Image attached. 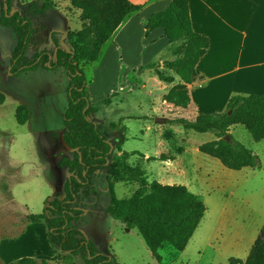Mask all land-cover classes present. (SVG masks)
Segmentation results:
<instances>
[{"label": "rangeland", "instance_id": "374dc122", "mask_svg": "<svg viewBox=\"0 0 264 264\" xmlns=\"http://www.w3.org/2000/svg\"><path fill=\"white\" fill-rule=\"evenodd\" d=\"M55 1L61 7L60 11L54 10L32 19L35 28H44L36 39L38 44L41 43L39 46L48 40L51 31H71L63 37L56 36L58 40L63 38L62 43H67L66 37L82 28L80 11L72 8L68 0ZM2 3L3 0H0V16ZM15 6L16 0H9L10 12L14 11ZM71 40L74 42L75 38ZM15 45L16 40L11 29L0 25V94L4 97L0 103V239L13 241L22 240L23 225L31 224L27 223L25 213L42 214L48 198L63 196V188L69 174L60 166V161L71 157V150L62 141L63 120L68 104L69 78L66 71L61 67L51 69L49 64H46L32 70L13 73L12 52ZM65 46L68 48L67 44ZM106 47L100 50L99 55L101 52L105 53ZM34 52L32 47H28L24 58L30 61ZM49 53L50 61H54L53 52ZM181 54V43L176 42L159 57L144 54L125 60L112 52L106 62L101 63V56L94 62H79L78 66L85 73L87 82L95 81L90 101L98 111L90 114L89 119L98 121V129L107 142H113V132L109 124L119 123L126 127L123 133V151L153 156L161 149L158 147L155 118L166 115L158 109V97L162 93L161 88L156 85L158 79L151 78L153 74L150 73L149 76L146 70L142 73L131 72L129 67L145 66L144 64L151 62L143 69H153L155 74L157 67L164 66L165 69L160 71L164 77L169 74L176 76L174 69H167L168 66L164 64L172 62ZM142 83L145 84L144 87L141 86ZM111 90H116L117 94L109 97ZM106 98L108 103L103 102ZM19 104L29 111V118L23 125H19L14 116L15 108ZM238 128L251 140L242 126ZM189 132L197 141L204 143L209 141L212 135L211 132ZM180 149L172 148L171 151L176 153ZM257 149L261 152V155L256 154L261 167L255 170L254 179L244 186H239L238 183L249 175L250 171L227 169L217 159L199 151L183 155L185 179H182V175H174L172 185L184 186L183 181L194 180L196 188H201L203 193L200 199L209 211L212 209V200L207 198V192L214 198L228 195L232 201L236 200L239 194L251 192L255 195L253 208L261 212L264 210V148ZM165 156L172 159L170 152ZM110 161V164L117 167L124 162L132 172L129 176L124 175L121 183L115 184L111 189L116 199L129 198L138 188V178L153 181L155 172L172 169L166 162L151 160L149 163L150 160L135 154L122 158L117 155L116 149L111 150ZM159 163L161 165H158ZM92 183L95 195L82 200L83 214L76 225L98 252L112 259V264H229L231 258H211V244L204 248V256L198 258V253H202L201 248L205 243L204 227L198 229L183 251H176L163 244L158 251L159 257L155 259L135 230L125 231L121 222L106 213L111 195L105 183L104 172L95 175ZM33 236L32 249L25 251L35 256H40L38 253L45 255L43 252L47 241L38 233L37 227ZM26 238L29 239V236ZM37 249L39 251L34 254ZM73 260L75 264H83L80 257H73Z\"/></svg>", "mask_w": 264, "mask_h": 264}, {"label": "trees", "instance_id": "16d2710c", "mask_svg": "<svg viewBox=\"0 0 264 264\" xmlns=\"http://www.w3.org/2000/svg\"><path fill=\"white\" fill-rule=\"evenodd\" d=\"M4 3L7 5V14L3 9ZM69 3L72 8L80 11L82 28L66 37L68 49L60 46L55 37L57 32L49 33V39L56 48L55 56L52 55L54 61L49 60L51 54L45 50L36 51L30 61L24 58L27 48L37 44V36L44 30L43 27L35 28L31 19L56 7L54 0H16L13 12L8 9L9 0L2 3L0 25L11 29L16 40L11 71L24 72L49 64L51 69L63 68L69 78L62 141L71 150V157L60 161V166L67 170L69 177L63 188V196L48 198L44 212L27 215V223L40 222L45 225L47 239L53 249L51 257L57 254V261L64 260L63 264H75L73 257H80L83 264H112V259L98 252L76 225L83 214L82 200L95 195L93 177L107 168L106 182L111 201L106 207V213L123 223L126 230H136L155 259L159 257L158 251L163 244L176 251H183L206 211L204 203L185 186L162 185L155 180L149 182L143 178H138V188L129 198H115L111 190L114 184L121 183V178L132 172L124 162L118 167L112 164L107 167L111 145L89 119V115L96 113L97 108L90 102L86 75L78 66L79 62L96 61L102 46L113 36L123 20L139 11L142 5L133 4L129 0H69ZM143 28L144 36L155 28H163L168 39L167 48L173 43H181L182 54L164 64L168 66L167 69H174L181 83L174 85L163 100L175 107L186 108L190 102L187 85L199 79L195 66L208 48L207 38L192 29L188 0H171L163 11L151 14L144 21ZM73 37L74 42L71 40ZM154 72L160 81L171 83L174 80L171 76L164 77L159 70ZM114 95L115 92L111 97ZM107 99L105 103L109 102ZM3 100L0 94V103ZM14 116L16 122L23 125L29 118V111L19 104ZM171 123L181 124L184 129L196 133L214 132L217 139L200 145L199 151L217 159L227 169L238 171L245 167H261L259 157L236 141L229 134V129L233 125H241L255 142L264 139L263 94H233L223 112L198 115L193 120L176 118ZM110 128L114 130L116 125L110 124ZM129 155L126 152L121 154L122 158ZM168 159L164 155L148 158L161 161ZM11 264L48 263L21 258ZM229 264H264V223L247 258H231Z\"/></svg>", "mask_w": 264, "mask_h": 264}, {"label": "crops", "instance_id": "0c3cea01", "mask_svg": "<svg viewBox=\"0 0 264 264\" xmlns=\"http://www.w3.org/2000/svg\"><path fill=\"white\" fill-rule=\"evenodd\" d=\"M27 1L30 2L34 0ZM129 1L133 4L142 5V8L128 15L119 25L113 36L102 46L103 48L109 44L106 47L105 53L101 52L99 55V57L101 56L102 58L101 63L106 62L108 55L112 52L115 53L116 56L129 60V58L133 56L137 57L144 54L147 56L159 57L167 49L168 39L164 34L163 28H155L149 31L147 36H144L143 24L151 14L163 11L171 3V0ZM54 2L56 3V7L48 12L54 10L60 11L61 7L55 0ZM188 8L193 31L199 35L205 36L208 40V48L195 66V69L199 73V79L187 85L190 98L188 106L186 108L175 107L163 100V97L174 85L181 83L180 79L174 74H169V76L174 78L173 82L166 83L160 81L155 76L153 69H149L152 70V72L148 69H143L151 62L144 64L145 66L129 67L131 72L137 71L142 73L143 70H146L149 76L150 73L153 74L150 76L151 78L155 79L154 77H156L158 79V81L156 80V85L162 90V93L158 97L160 100L158 109L166 116L162 117L165 120L164 123L155 122L157 124L158 147L161 148L155 155L149 156L147 153L142 154L140 152L126 153L143 156L145 159H148L150 157L158 158L161 155L165 156L170 152L172 159L166 161L160 160V162H166L172 169L168 171L162 170V172H153L155 174L154 180L162 185H172L174 183L172 176L177 174L184 176L182 179H185L186 167L182 160L183 155L191 151L196 153L199 151V146L204 144V142L197 141L189 130L184 129L181 124L171 123L172 120L176 118L193 120L198 115L223 112L228 99L233 94L264 95V0H188ZM67 32H57L55 37L60 35L63 37ZM62 40L63 38L59 40L60 46L68 49L65 43L61 45ZM49 41L48 35V40L46 39L44 44L39 46L41 43L38 44L36 42L37 44L31 47L35 52L42 50L54 52L55 47L52 42L50 41L49 43ZM157 69L162 71L165 67L161 66L157 67ZM94 86L95 81L87 85L90 99ZM141 86L144 87L145 84L142 83ZM113 87L114 86H112V88ZM114 92L116 95V90H111V94ZM92 121L98 127V121L95 119H92ZM110 124H115L116 129L111 130ZM110 124L109 128L113 132V142H108L111 145V150L116 149L117 155H121L125 152L123 151V144L125 141L123 133L126 131V127L119 123ZM239 126L241 125L231 126L229 134L236 141L250 148L255 154L261 155V152H259L257 148H264V139L255 142L248 133L251 137V140H249L248 136L239 130ZM122 127L124 129L121 131ZM149 129L151 130L152 128ZM211 133V138L209 141H205V143L217 139L215 133ZM118 134H121V136ZM172 148L181 149L179 152L177 151L175 153L171 151ZM110 162L108 161L107 167L110 165ZM149 163H151V160ZM158 165L161 164L159 163ZM107 170L106 168L97 172V174L104 172L106 185ZM255 170L256 169L249 167L239 170L238 172L250 171L248 172L250 174L246 175L244 179L238 183L240 184L239 186L250 183L256 176ZM183 184L190 193L196 195L200 201L202 200L200 196L201 194L203 195V193L200 190L201 188H196L194 180L183 181ZM253 189H256V184L253 186ZM207 196V198H211L212 200V209L209 211L206 207V211L198 227L190 238L192 239V237H194L198 229L204 227L203 234L205 243L203 248H201L202 253H198V258L204 256V248L211 244V258L220 256L224 259L234 258L245 260L264 223V210L257 212L258 210L253 208L255 195L251 192L249 194L237 195L238 198L234 201H232L228 195L214 198L207 192ZM25 216H27V213H25ZM25 224L21 230V232L23 231L22 240L13 241L12 239L6 238L0 239V264H11L21 258H32L38 263L45 261L48 264H63L64 260L57 261V254L51 257L53 249L48 242L45 225L40 222ZM36 227L38 228V233H41L43 239L48 242L47 244L45 241V251L43 252L45 255L38 253L40 256H35L25 251L33 247V234L36 231ZM125 231H128L126 227ZM26 236H29V239H27ZM38 251V249L35 250L34 254Z\"/></svg>", "mask_w": 264, "mask_h": 264}, {"label": "water", "instance_id": "95a60500", "mask_svg": "<svg viewBox=\"0 0 264 264\" xmlns=\"http://www.w3.org/2000/svg\"><path fill=\"white\" fill-rule=\"evenodd\" d=\"M3 1L5 2L6 0H3ZM4 12H5V14H7V5L5 3H4ZM61 45H63L62 41H61ZM55 52H56V48L54 49L53 56H55ZM49 60H51V56H49ZM155 122L156 123H164L165 120L163 118H155Z\"/></svg>", "mask_w": 264, "mask_h": 264}, {"label": "flooded vegetation", "instance_id": "af4514ba", "mask_svg": "<svg viewBox=\"0 0 264 264\" xmlns=\"http://www.w3.org/2000/svg\"><path fill=\"white\" fill-rule=\"evenodd\" d=\"M110 152H111V149H110Z\"/></svg>", "mask_w": 264, "mask_h": 264}]
</instances>
